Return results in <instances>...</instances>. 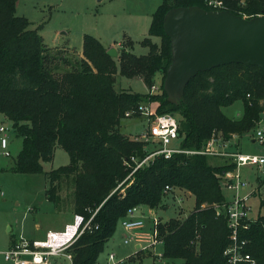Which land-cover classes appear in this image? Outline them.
<instances>
[{"label":"trees","instance_id":"obj_1","mask_svg":"<svg viewBox=\"0 0 264 264\" xmlns=\"http://www.w3.org/2000/svg\"><path fill=\"white\" fill-rule=\"evenodd\" d=\"M17 1L0 0V114L12 121L23 139L11 170L45 172L51 199L59 179L72 176L75 212L89 218L98 208L93 230L84 232L69 249L73 264H96L128 210L164 206L166 186L190 191L195 206L184 218L158 221L163 257L182 260V264H226L224 250L231 242V230L215 205L226 201L222 179L236 164L227 159L228 163L213 165L208 162L210 155L198 153L161 154L126 180L135 165L126 160L143 159L154 145L120 130L127 111L134 110L131 117H141L139 106L152 101L159 104L157 113L179 115L181 149L204 148L214 132L226 140L234 134L241 137L256 125L264 100V71L256 65L229 63L200 71L187 84L181 102H170L164 89L172 55L165 13L179 5L214 8L210 0H162L153 11L148 35L141 40L149 48L146 54H136L135 41L128 39L118 56H112L99 38L86 33L84 57L64 71L57 68L60 57L49 53L39 30L31 28L26 15L17 13ZM222 8L252 15L264 11V0H223ZM118 73L142 78L148 91L118 89ZM159 75L160 90L151 94L149 89ZM237 101L243 103L242 116L225 114L223 108ZM58 145L69 153L70 163L46 172L43 163L54 159ZM260 198L263 213L241 230L240 237L248 240L245 251L264 264V196Z\"/></svg>","mask_w":264,"mask_h":264},{"label":"rangeland","instance_id":"obj_2","mask_svg":"<svg viewBox=\"0 0 264 264\" xmlns=\"http://www.w3.org/2000/svg\"><path fill=\"white\" fill-rule=\"evenodd\" d=\"M162 0H21L17 13L26 15L31 21V28L38 29L52 56L67 57L71 63H64L59 58L60 71L73 67L80 58L79 49L82 47L84 33H90L99 38L108 48L118 44L117 53L124 47L130 36L135 42L133 51L136 54H146L147 46L141 40L148 35L152 21V14ZM124 40V42H123ZM154 40L159 42L158 37ZM107 50V51H108ZM80 54V55H79ZM83 55V53H82ZM84 57V56H83ZM156 82H161V75ZM116 87L138 92L148 91L140 77L129 79L116 74ZM153 102V101H152ZM155 102V101H154ZM157 103V102H156ZM155 105V103H153ZM158 104V103H157ZM159 105V104H158ZM225 114L239 118L243 113L242 101L223 108ZM177 118L179 115L176 113ZM1 124V122H0ZM7 127L8 147L11 155L4 154L0 139V183L4 195H0V250L7 248L12 225L18 233L41 234L52 222H62L70 214L75 213V181L72 176H63L56 187L55 198L51 199V182L44 173L24 174L11 170L17 155L23 147V139L13 127L12 121L5 118L1 124ZM0 125V126H1ZM149 125L146 116L125 117L121 120L122 133L136 138L144 133ZM256 125L243 136L234 134L230 139L236 149L243 153H262L264 145L252 140ZM237 137V138H236ZM240 141V147L237 145ZM179 141L173 145L178 146ZM208 162L213 165L228 163L227 158L208 156ZM70 163L69 153L61 146H56L54 159L44 162V171L48 172ZM242 181L247 183L242 195L250 194L248 205L251 206V215L256 217L263 213L261 209V195L264 196V167L242 166L240 168ZM224 182V181H223ZM222 182L223 191L227 199H233L235 190L228 188ZM183 198V200H180ZM167 207H158L156 216L159 220H168L172 217L184 218L195 206L193 194L184 190L175 189L164 199ZM157 209V208H156ZM148 217V215H145ZM149 218L146 222L149 224ZM152 218V217H151ZM42 223V229L36 230L35 223ZM146 223V227L148 224ZM137 242L132 239L129 244L124 242L120 225L114 235L106 242L96 264H182V260L159 257L163 253V245L148 247L147 243L139 244L142 251L137 253ZM115 254V260L110 261L109 255ZM0 264H11L0 254Z\"/></svg>","mask_w":264,"mask_h":264},{"label":"built area","instance_id":"obj_3","mask_svg":"<svg viewBox=\"0 0 264 264\" xmlns=\"http://www.w3.org/2000/svg\"><path fill=\"white\" fill-rule=\"evenodd\" d=\"M209 4L216 9H221L223 0H210ZM254 15H264V11L257 14L244 13L243 16L250 17ZM160 90V83L155 82L149 89V92L155 93ZM155 103V105L153 104ZM263 109L260 118L257 121L256 130L253 137L261 145H264V100L261 101ZM158 104L156 102H146L139 106L142 116H146L149 125L141 136L137 139H143L154 145L151 152L143 159H138L135 156L131 161L126 160L128 165L134 162L135 165L130 175L126 178H131L133 173L156 155H165L170 157L176 152H186L189 154H205L214 157L227 158L236 164L234 170L225 172L222 182L225 185L235 190L233 199H226L222 204H216L217 214L227 218L228 227L231 230V242L224 250L226 264H241L246 262L248 264H260L249 252L245 251L248 244L247 239H241L240 234L242 229L248 228L251 221L256 217L251 215V206L248 205L250 194L242 195L241 191L246 189L247 183L242 181L240 175V168L242 166H256L258 168L264 167V152L262 153H243L236 149L231 140L224 139L219 133L214 132L210 140L204 148L200 150L181 149L179 146L175 147L173 142L179 138V119L175 113L165 112L157 113ZM134 110L126 112V117L132 116ZM7 127L0 126V134H3L1 139V147L4 149V154L11 155L8 147V136L5 133ZM119 184L117 189L126 181ZM172 186L165 187V194L168 195L174 191ZM0 195H4L0 183ZM183 200V198H180ZM98 208L92 212L89 218L84 214L76 213L72 221L66 223L62 229H49L44 237L29 238L23 233L15 236L11 246H9L3 253L6 260L12 264H56V259L63 257L68 261V264H73V253L69 250L80 236L88 231L93 230L94 219ZM122 228L125 230L124 242L129 244L132 239L137 243H147L150 247H155L158 244L163 245V240L158 237L157 223L147 229L144 213L140 210V206L130 208L127 214L120 219ZM98 228V225L95 226ZM163 257V253L158 254ZM110 261L115 260V254L109 255Z\"/></svg>","mask_w":264,"mask_h":264},{"label":"water","instance_id":"obj_4","mask_svg":"<svg viewBox=\"0 0 264 264\" xmlns=\"http://www.w3.org/2000/svg\"><path fill=\"white\" fill-rule=\"evenodd\" d=\"M164 29L172 54L164 89L172 103L184 99L187 84L200 71L229 63L264 71V15L245 17L227 8L179 5L165 13ZM108 53L118 55L114 47Z\"/></svg>","mask_w":264,"mask_h":264},{"label":"crops","instance_id":"obj_5","mask_svg":"<svg viewBox=\"0 0 264 264\" xmlns=\"http://www.w3.org/2000/svg\"><path fill=\"white\" fill-rule=\"evenodd\" d=\"M20 1L21 0H18L17 1V10H18V8H19V5H20ZM86 33H84V35H85ZM84 35H83V37H84ZM125 39H132L130 36H127V35H125V38H124V40ZM124 40H123V42H124ZM133 40V39H132ZM134 41V40H133ZM122 43V41L120 42V43H118V44H112V46L111 47H109V48H112V47H114V46H120V44ZM105 45V44H104ZM82 46H83V42H82ZM115 49H116V47H114ZM118 49H116V51H117ZM79 52L81 53V55L79 56V58L81 59L84 55H82V53H83V47H81L80 49H79ZM118 56V55H117ZM69 59V58H68ZM70 60V59H69ZM69 63H71V61L69 62ZM74 65H76V64H74ZM73 65V66H74ZM130 79H134V78H130ZM5 118H7L4 114H0V122H1V124L4 122V120H5ZM0 124V125H1ZM3 134H0V137L2 136ZM237 138V137H236ZM252 140L254 141V142H256V140H255V138L253 137L252 138ZM237 145H239V147H240V141H239V143L237 144ZM175 146V145H174ZM175 147H178V146H175ZM263 152H264V149H263ZM214 157V156H213ZM12 167V166H11ZM181 190V189H180ZM185 191V190H184ZM186 192V191H185ZM188 193H191L190 191H187ZM192 194V193H191ZM163 207H167L166 206V204H164V206ZM140 210L144 213V216L145 215H148V217H150L149 218V224H148V227H147V229H149V227H151L153 224H154V222H155V220H158V218L159 217H157L156 216V210H158V208L156 209V208H152V207H150V206H147V205H142V206H140ZM76 214V212L75 213H73V215L71 216V214L67 217V218H65V220L64 221H62V222H59V223H57V222H52L51 224H50V226H48V227H46V229L41 233V234H26V236L27 237H29V238H41V237H44V235L46 234V232L49 230V229H62V228H64V226L66 225V223H68V222H70V221H72V219H73V217H74V215ZM187 215H185L184 217H186ZM147 216H145V220L148 218ZM152 217V218H151ZM181 218V217H180ZM118 225H120L121 226V223H120V221H119V223H118ZM121 228H122V226H121ZM35 229L36 230H40V229H42V223H40V222H37V223H35ZM122 232H123V236L125 237V230L122 228ZM9 233H10V238H9V243H8V245H7V248L9 247V246H11V244H12V242H13V240H14V238H15V236L16 235H18L19 233H18V231H15V229H14V227L11 225L10 226V228H9ZM7 248H5V249H2V250H0V254H2V255H4V251L7 249ZM137 248H138V250H137V253H138V251L140 252V251H142V248H141V246L139 245V243L137 244ZM146 250H148V249H146ZM4 258H5V256H4ZM5 260H6V258H5ZM12 264V263H11ZM56 264H68V261L66 260V259H64L63 257H59V258H57L56 259Z\"/></svg>","mask_w":264,"mask_h":264}]
</instances>
